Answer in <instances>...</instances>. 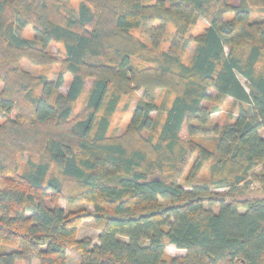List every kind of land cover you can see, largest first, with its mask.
<instances>
[{
	"label": "trees",
	"instance_id": "1",
	"mask_svg": "<svg viewBox=\"0 0 264 264\" xmlns=\"http://www.w3.org/2000/svg\"><path fill=\"white\" fill-rule=\"evenodd\" d=\"M69 1L0 0V264H67L69 249L79 264H264V0ZM52 43L56 78L25 69L53 62ZM137 90L126 134H110ZM87 218L99 243L77 238Z\"/></svg>",
	"mask_w": 264,
	"mask_h": 264
},
{
	"label": "rangeland",
	"instance_id": "2",
	"mask_svg": "<svg viewBox=\"0 0 264 264\" xmlns=\"http://www.w3.org/2000/svg\"><path fill=\"white\" fill-rule=\"evenodd\" d=\"M169 1V0H167ZM233 3H238L240 0H231ZM79 0H70L66 5V9L68 11L76 10L79 4ZM261 15L260 10H254L253 16L258 17ZM208 25V21L204 18H201L195 28L193 29V33L201 32L204 27ZM175 29L174 27H170L164 42L161 44L162 49H168L169 44L173 38ZM20 34L27 38L33 37V30L31 26L26 27L25 29L20 31ZM134 34L145 40L149 43L148 38H146L140 30H135ZM195 50V44L192 43L187 46L185 50L181 52V57L185 63H190L193 54ZM49 52L53 56L54 61L50 64L40 65V66H33L28 60H23V66L25 69L29 70L34 75H43L47 74L50 78H56L59 74V72L63 69L62 61L65 57V50L62 44L60 43H52ZM71 80V76L69 74L66 75L65 79V86L62 88L63 91L67 90V85L69 84ZM242 82L244 85H246V81L242 79ZM1 87V85H0ZM168 94L167 90L165 89H158L156 91V99L157 102L160 103L163 98ZM142 91L137 90L133 92L130 95L122 96L121 102L115 112V114L112 117L111 126H110V134L116 135V136H123L126 134L127 129L131 123V119L133 117L134 109L137 105L141 104L142 102ZM83 105V99L79 101V103L76 106V111H79V109ZM234 113H236V106L233 105V102L231 99L225 100L223 103L220 104V110L215 112L213 114V121L222 125L224 122L227 121V119L232 116ZM155 116V114H153ZM2 121V117L0 116V122ZM148 133L144 132L143 138L147 137ZM208 142V141H206ZM29 157V153L25 152L24 154L19 156V160L21 163H23L27 158ZM260 168L256 169V172L259 171ZM1 178V177H0ZM259 184L254 185V187H258ZM253 190V187H252ZM61 204L63 207H67L70 209H77L78 207H87L88 209L92 210V206L86 204V203H79V204H71L68 205L66 201H61ZM100 230L99 225L96 222L94 218H87L82 221V224L80 225L78 229L77 238L83 239L85 237H89L93 239L94 243L98 242V236H99ZM186 252L184 250H180L176 248L173 245H169L166 249V256L167 258H170L172 256H181L184 255ZM68 259L67 264H79L80 261V255L75 249H69L68 252ZM228 261L222 262L221 264H226ZM15 264H39L37 260H18Z\"/></svg>",
	"mask_w": 264,
	"mask_h": 264
}]
</instances>
